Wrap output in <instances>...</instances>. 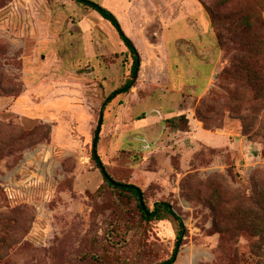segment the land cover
I'll return each instance as SVG.
<instances>
[{
    "label": "rangeland",
    "instance_id": "obj_1",
    "mask_svg": "<svg viewBox=\"0 0 264 264\" xmlns=\"http://www.w3.org/2000/svg\"><path fill=\"white\" fill-rule=\"evenodd\" d=\"M90 1L117 18L140 58L134 87L103 113L102 166L137 186L150 209L171 204L186 229L171 264H264V231L253 234L248 208L264 189V45L246 53L239 31L220 29L211 16L225 14L218 0ZM256 1L253 31L264 35V0ZM206 49L221 52L215 78L203 96H186L195 95L192 79L174 84L189 81ZM132 64L115 28L74 0H0V264L170 258L174 223L145 222L92 159L101 104L131 79ZM178 68L186 73L170 78ZM148 100L191 106L195 134L165 125L170 114H148Z\"/></svg>",
    "mask_w": 264,
    "mask_h": 264
},
{
    "label": "trees",
    "instance_id": "obj_2",
    "mask_svg": "<svg viewBox=\"0 0 264 264\" xmlns=\"http://www.w3.org/2000/svg\"><path fill=\"white\" fill-rule=\"evenodd\" d=\"M74 1H76V3L78 4H81L97 12L102 19L108 21L115 28L120 40L122 41L123 45L126 47L129 54L133 58V64L131 67V73H132L131 79L126 80L121 86H119L111 93H109L101 104L99 117L97 120V126L94 130V137H93V141L97 145L100 139L99 132H100V127L103 125L104 122L103 113L105 112L106 107L115 98L120 96L121 97L126 96L130 92V90L134 87L135 64H136V59L139 58V55L131 39L121 29V26L117 21V18L109 10L90 0H74ZM233 2L234 0H218L215 3V8L218 10L221 9L225 10V14L221 12L219 13V11L217 13L215 12V14H211L212 19H214V23L218 22L220 24L219 26L220 29L221 27L228 29L232 31V33H234L236 36H238L237 32L239 31L241 33L242 38H244L245 40L243 42H245L244 45L246 48V53L247 51L252 52L254 50V48L252 47L253 44L259 43L260 45L261 44L264 45V35H262L259 31H253L257 28L259 29L260 21L258 16V10L260 8L259 7L260 4L256 0L255 1L244 0L243 2L239 1L236 4H234ZM231 5H234V7H232ZM259 55L260 53H257L256 57H258ZM245 59H246L245 55H243L241 58L238 57L237 59L238 64L243 63ZM164 123L165 125L170 127L173 131H178V130L188 131L189 129V121L185 115L172 116L170 118L165 119ZM182 123L183 126L181 127ZM92 159L95 161V163H97L98 166L99 164H101L99 159L98 160L95 159L94 155H92ZM103 182L104 185L111 188L112 190H116L120 192H128L131 196H133L136 199L137 207L141 213V217L145 220V222L151 223V222L169 220L172 223H174L175 231H176L174 248L170 258L164 263H162V264H171L174 260L178 247L183 242L184 233L186 230L180 217L176 215V213H174L171 204L167 201H160L154 203L153 208L150 209L148 206H146L143 203V200H142L143 205H141L140 196L142 198V192L137 186L132 184H125L122 187L118 186L113 183L116 181H114L110 177V175L108 178H105L103 176ZM251 201H252L251 203L252 207L248 205L249 206L248 208L251 209L255 207V216L253 217V219L255 220V225L253 229L254 232L253 234L262 235L264 231V189L258 187L255 196L252 198ZM246 230H248L249 232V229L246 228Z\"/></svg>",
    "mask_w": 264,
    "mask_h": 264
},
{
    "label": "crops",
    "instance_id": "obj_3",
    "mask_svg": "<svg viewBox=\"0 0 264 264\" xmlns=\"http://www.w3.org/2000/svg\"><path fill=\"white\" fill-rule=\"evenodd\" d=\"M211 38H212V42L214 44V39L216 41L215 35H212V37H209V39H211ZM204 41L206 42L204 47L207 48V46H208V48H212V46L209 45L210 44L209 41H207V40H204ZM216 45H217V43L214 44V47ZM207 49L204 52L205 56H203L201 59L197 58V56L195 58L193 57L194 62H191L193 66L188 67L187 73L185 72V70L181 71L179 68L176 70L170 69L172 71L169 73L170 78L174 77V74H175L174 71H177V70H178L177 72L184 73V74L186 73V74H188V76H190L189 81H187L188 79H186L185 80L186 82L182 81L180 83L174 84V86H176L175 89L177 88V90L179 87L182 86V84L189 85L190 81L192 79V84L195 87L193 90V93L195 95L194 96L191 95L190 91H188L186 93L187 94L186 96H192V98H197V97L199 98L200 96H203L205 91L207 90V88L210 86L211 82L215 78V75L217 73L218 66H219L218 62L220 60L221 52L218 51L216 54L214 51H212L214 49L209 50L208 52H207ZM215 49H216V47H215ZM198 57H200V56H198ZM169 75L166 72V76L168 78H169ZM189 89L190 88H188L187 90H189ZM171 91L175 92L174 88ZM173 92H170V93H173ZM178 93L180 94L179 91H178ZM149 101L150 100H148V103L145 104V106H144L145 110L148 114L155 112V113H157L158 117H160V118H162L163 116H165L167 114H170L171 117L172 116H178V115H185L189 121V129H188V131H184V132L177 131V133H183V134H189V135L195 134V132H196L195 130H197V127L195 124L200 123V122H198L197 120H194L193 109L191 108V106L188 109H186L182 106L181 102H176V100H174L175 102L173 101L174 103L170 104V105L166 104V102H164V104L162 105L158 102L157 103H150ZM182 102H184V101H182ZM161 109H164L166 111V113L163 114ZM148 116H146V118L151 119L152 116H149V117ZM201 130L206 132V130H204L203 128H201Z\"/></svg>",
    "mask_w": 264,
    "mask_h": 264
},
{
    "label": "water",
    "instance_id": "obj_4",
    "mask_svg": "<svg viewBox=\"0 0 264 264\" xmlns=\"http://www.w3.org/2000/svg\"><path fill=\"white\" fill-rule=\"evenodd\" d=\"M139 66H140V58H137V59H136V64H135V75H136V73L138 72V68H139ZM93 155H94L95 159L98 160V155H97V153H96V145H95L94 142H93ZM99 168H100V170H101L102 175H103L105 178H108L109 175H108V173L106 172V170L104 169V167L102 166V164H99ZM113 183L116 184V185H118V186H121V187L125 185V184H120V183H116V182H113ZM140 203H141V205H143V204H142V198H141V196H140ZM176 254H177V252H176ZM176 254H175V256H176ZM174 259H175V257H174Z\"/></svg>",
    "mask_w": 264,
    "mask_h": 264
}]
</instances>
